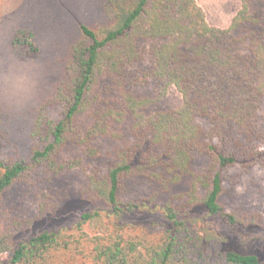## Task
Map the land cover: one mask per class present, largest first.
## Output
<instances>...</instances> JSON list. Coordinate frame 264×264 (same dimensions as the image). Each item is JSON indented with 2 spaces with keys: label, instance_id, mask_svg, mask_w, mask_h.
Masks as SVG:
<instances>
[{
  "label": "trees",
  "instance_id": "1",
  "mask_svg": "<svg viewBox=\"0 0 264 264\" xmlns=\"http://www.w3.org/2000/svg\"><path fill=\"white\" fill-rule=\"evenodd\" d=\"M241 1L227 27L197 0H105V21L79 25L26 158L3 156L0 119V264H264L201 234L217 217L262 220L234 203L264 161V0ZM33 37L17 29L12 51L37 52ZM172 86L182 103L158 106ZM105 137L122 144L102 165ZM75 170L79 186L59 182ZM74 208L71 224L38 227Z\"/></svg>",
  "mask_w": 264,
  "mask_h": 264
},
{
  "label": "rangeland",
  "instance_id": "2",
  "mask_svg": "<svg viewBox=\"0 0 264 264\" xmlns=\"http://www.w3.org/2000/svg\"><path fill=\"white\" fill-rule=\"evenodd\" d=\"M105 0H0V119L2 151L5 157L26 158L31 145V131L41 103L62 80L71 42L83 22L105 21ZM211 25L227 27L241 8V0H197ZM17 29H28L38 47L37 52L18 56L11 48ZM143 94L153 93L149 84L138 87ZM182 93L170 87L158 106L177 107ZM115 130L123 131L122 126ZM117 139V140H116ZM118 138L98 140L104 165L112 159V150L121 145ZM80 170L65 173L59 182L77 187L83 182ZM235 202L261 214V222L252 226L231 227L222 218H213L201 231L204 236L222 237L239 251L255 253L264 260V161L240 177ZM33 197V196H32ZM23 194L18 210L34 215L37 205ZM9 207V206H7ZM78 208L48 216L39 228H59L76 219ZM231 210V206H227ZM30 234V233H29Z\"/></svg>",
  "mask_w": 264,
  "mask_h": 264
}]
</instances>
